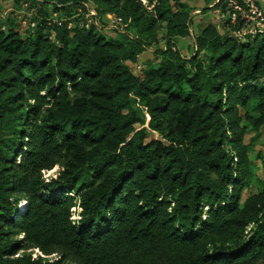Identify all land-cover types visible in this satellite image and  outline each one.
Segmentation results:
<instances>
[{
  "label": "trees",
  "instance_id": "1",
  "mask_svg": "<svg viewBox=\"0 0 264 264\" xmlns=\"http://www.w3.org/2000/svg\"><path fill=\"white\" fill-rule=\"evenodd\" d=\"M24 4L35 28L0 13V264H264V183L241 204L243 123L264 129V35L192 34V0Z\"/></svg>",
  "mask_w": 264,
  "mask_h": 264
},
{
  "label": "rangeland",
  "instance_id": "2",
  "mask_svg": "<svg viewBox=\"0 0 264 264\" xmlns=\"http://www.w3.org/2000/svg\"><path fill=\"white\" fill-rule=\"evenodd\" d=\"M140 1L144 5L148 6V0ZM216 1L217 0H192V4L194 6L193 8L195 9V11L192 13L191 24V30L193 34H199L201 30L209 24L216 25L220 29L222 34L226 32L225 27L222 23L223 15L221 14V10L214 9ZM16 9L17 8L14 5V0H0V13L9 12L10 14L12 13L13 16H20L21 12H25L24 9L22 11H16ZM91 11L96 12L93 7H91ZM118 30H123V28H115V26L113 27L112 23H106V35L109 38H115L117 36L116 33ZM23 31L25 30L23 29L22 32ZM191 46H193L192 38L179 41V47L181 48V50H186V52L184 53L185 56H190V51L188 52L187 49ZM155 60L157 59L152 56L151 52L150 54H147L142 57L140 62L134 65L131 64L130 66L136 75L141 76L145 66H148V64L151 62H155ZM132 104L137 111H141L137 102L134 99L132 100ZM252 114H255L253 110ZM243 127L245 129L244 144L247 147V154L249 162H251V166L249 168L248 182L246 183L245 189L242 194L241 204H243L252 195L259 193L262 190L264 183V129L258 132L246 122L243 123ZM148 133L151 139L159 138L157 134L153 133L149 129ZM62 171L63 169L60 166H56L53 170L44 172L43 175L47 181H50L53 179H57L62 173ZM22 204H19L18 211H21L24 208L23 206H21ZM81 212L82 211L80 208L74 209L73 219L79 221L81 219ZM22 237L23 236H20V238ZM39 256L51 260L57 259V255L46 257L38 250H35L34 258H38Z\"/></svg>",
  "mask_w": 264,
  "mask_h": 264
},
{
  "label": "built area",
  "instance_id": "3",
  "mask_svg": "<svg viewBox=\"0 0 264 264\" xmlns=\"http://www.w3.org/2000/svg\"><path fill=\"white\" fill-rule=\"evenodd\" d=\"M222 1L221 14L223 15V25L225 33L229 34V38H233L242 43L252 42L256 38L264 35V0H217L216 4ZM25 12H21L22 25L24 27L35 28L37 23L33 20L36 18L37 9L30 8L28 4L23 5ZM8 12L2 14V19H5ZM56 17V15H55ZM96 12L90 10L86 15L87 21L81 22V28L89 29L92 24H96ZM109 20L113 27L119 21L112 15H109ZM58 24L63 26L67 24L69 30L76 27L73 21L52 19L49 21V26ZM6 27L2 25L4 31ZM224 33V34H225Z\"/></svg>",
  "mask_w": 264,
  "mask_h": 264
},
{
  "label": "bare ground",
  "instance_id": "4",
  "mask_svg": "<svg viewBox=\"0 0 264 264\" xmlns=\"http://www.w3.org/2000/svg\"><path fill=\"white\" fill-rule=\"evenodd\" d=\"M23 211H24V208L20 211V213L23 212Z\"/></svg>",
  "mask_w": 264,
  "mask_h": 264
},
{
  "label": "crops",
  "instance_id": "5",
  "mask_svg": "<svg viewBox=\"0 0 264 264\" xmlns=\"http://www.w3.org/2000/svg\"><path fill=\"white\" fill-rule=\"evenodd\" d=\"M216 4V3H215ZM193 34V33H192ZM184 50V49H183Z\"/></svg>",
  "mask_w": 264,
  "mask_h": 264
}]
</instances>
